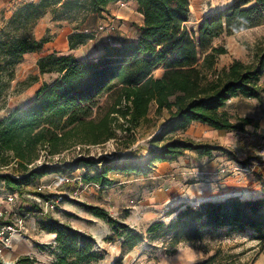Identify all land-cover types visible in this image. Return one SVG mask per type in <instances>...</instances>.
Returning a JSON list of instances; mask_svg holds the SVG:
<instances>
[{
  "label": "trees",
  "instance_id": "trees-1",
  "mask_svg": "<svg viewBox=\"0 0 264 264\" xmlns=\"http://www.w3.org/2000/svg\"><path fill=\"white\" fill-rule=\"evenodd\" d=\"M118 1L121 0H26L0 28V109L5 110L0 117V168L11 169L0 174V180L8 193L23 195L33 178L71 172L81 164L86 168L94 166L92 173L86 171L82 175L85 182L109 186L113 183L110 172L146 173L157 162L179 157L187 149L202 155L224 151L219 145L171 139L149 148L142 161L127 156V160L119 162L121 154L101 156L99 167L95 166V158L87 156L69 162L61 157L52 161L72 147L99 145L119 138V133L131 134L141 126L149 128L152 107L156 117L163 110L167 115L150 143L170 139L176 129L193 121L227 131L242 130L244 125L253 123L249 118L234 123L223 108L236 96L264 103V87L259 85L264 74V50L257 55L256 64L234 60L227 69L214 72L218 57L227 50L212 41L222 34L233 35L264 24V0H235L204 17L196 31L185 25L190 0H135L137 11L143 16L137 38L105 43L99 55L85 59L57 51L40 56L36 61L39 72L56 74L55 78L44 82L23 104L8 108L16 65L25 53L41 52L50 41L48 35L39 39L32 35L40 17L47 12L52 13L53 19L68 18L80 11L99 15ZM81 22L68 35L70 50L93 39L94 34L82 29ZM159 67H163V72L155 76ZM40 158L44 162H38ZM27 201L32 203V210L38 208L34 200ZM86 209L107 220L114 235L122 237V253L125 247L131 249L144 238L152 242L166 237L175 246L181 241L200 240L220 228L237 233L253 231L264 249V197L231 196L187 204L171 210L169 213L176 215L167 223H151L146 236L119 222L103 207L86 205ZM39 223L42 229L56 235V264H88L102 257L93 249L92 236L49 215ZM220 254L221 250H216L200 264H241L234 254H224L218 261ZM121 262L119 256L114 264ZM19 264L31 262L28 257L20 258Z\"/></svg>",
  "mask_w": 264,
  "mask_h": 264
},
{
  "label": "rangeland",
  "instance_id": "rangeland-1",
  "mask_svg": "<svg viewBox=\"0 0 264 264\" xmlns=\"http://www.w3.org/2000/svg\"><path fill=\"white\" fill-rule=\"evenodd\" d=\"M25 1L0 0V28L6 24L14 9ZM226 1L190 0L192 11L188 22L185 23L187 28L197 30L201 20L196 18L198 16L196 12L216 10L224 6ZM129 10V14L122 17L119 22L116 16L108 12V9L99 15L80 11L71 17L58 19H53L52 13L47 12L43 15L47 17V22L42 21L41 31L44 33L43 36L48 35L55 41L59 49L54 51L63 54L71 53L68 44L65 46V35L68 37L82 20L81 28L92 32L94 36L84 45L75 48L74 54L78 57L97 56L100 52L99 47H103L105 43H112L116 37L121 36L125 40L137 38L139 26L143 23V16L140 18L134 8L130 7ZM45 23H51L53 28H46ZM110 24H116L115 28L110 29L108 27ZM100 25L103 26L102 30L99 29ZM51 30H55L54 33H51ZM212 44L222 45L227 50L225 54L218 57L214 72H222L234 60L256 64L257 55L264 50V24L233 35L222 34L214 38ZM34 60H29L27 70L15 72L6 102L8 108L20 105L28 98H32L40 83L49 82L55 78L56 74H41ZM162 72L163 67H159L154 71V75L159 76ZM31 77H36V80L32 81ZM24 81L27 83H23ZM259 85L264 87V74L260 76ZM153 109L154 107L150 112L152 125L149 128L141 126L131 134L119 133V138L99 145L72 147L59 156H55L52 161L61 157L69 162L76 157L87 156L95 158L97 160L95 166L99 167L98 162L101 156L111 158L120 154L123 158L119 159V162L127 160V156L129 159L142 161L147 157L149 148L163 145L171 139L219 145L224 148V151L213 150L210 155H202L196 150L187 149L179 157L157 162L155 167L146 173L110 172L108 176L113 179V183L109 186L85 182L82 175L86 171L92 173L94 166L86 168L81 164L72 171V175L77 178L76 182L73 180V183L61 186L57 190L68 195L77 187L78 178L83 183L92 184L81 186L78 195L74 198L68 197L60 204L58 210L46 214L39 213L40 220L49 215L77 231H79L77 227L93 231V249L101 252L102 257L88 264H114L119 256H121V264H200L216 250H221L218 261L224 254H234L241 264H264V249L255 238L253 231L237 233L227 228L208 233L200 240L181 241L175 246L166 237H160L152 242L144 238L131 249L127 250L125 247V252L122 253V237L118 238L114 235L112 226L107 220L96 217L86 209V205L103 207L119 222L146 236V229L151 223L156 221L167 223L176 215V212L169 213L171 210L181 209L187 204L192 205L205 200L219 201L231 196H238L241 199L264 197V103L243 96L232 97L227 101L223 110L227 112L232 122L239 123L242 118L253 120L252 124L244 125L242 130H218L193 121L185 128L176 129L169 136L170 139L163 138L150 143V138L158 132L157 127H160V123L167 115V112L163 110L161 116L156 117ZM4 114L5 110L0 109V117ZM129 151L132 154L128 155ZM40 161L44 162L43 158L38 160ZM10 170L0 168V174L10 172ZM59 173L69 174L70 171L57 172V175ZM54 178L56 175H49V173L33 178L25 188V193L18 195L15 202L17 214L27 215L31 203L24 202L27 199L34 200L32 196L37 193L36 185L50 183ZM1 191L8 193L0 180V194ZM35 203L42 207L41 203ZM44 231L49 232V230ZM107 237H113V239L109 241ZM56 245L55 238L51 243H43L41 248L43 252L38 257L39 261L32 254L31 256L23 255L20 258L28 257L31 264H56L58 260ZM19 259L11 264H19Z\"/></svg>",
  "mask_w": 264,
  "mask_h": 264
},
{
  "label": "crops",
  "instance_id": "crops-1",
  "mask_svg": "<svg viewBox=\"0 0 264 264\" xmlns=\"http://www.w3.org/2000/svg\"><path fill=\"white\" fill-rule=\"evenodd\" d=\"M121 1L125 3V5L123 7H121L119 5V1L116 2V3H113V4H109L107 6L108 12L111 15L116 16L115 18H117V22H119V20L122 19V17H125V16H127L129 14L130 7H131V9L134 8L135 11L137 12L138 16L140 18H142V14L137 11V3H136L135 0H121ZM234 1L235 0H227L226 4L224 6H222L220 8H217L216 10H212V11H204V10H199L198 9L199 12L198 13L196 12V14H198V16L196 18H198L199 20L202 21V19L204 17H206L207 15L212 14L215 11L220 10V9L228 6L229 4L233 3ZM191 6L192 5H190V8H191ZM191 11L192 10H190V12H189V17L191 16ZM42 21H46L47 22V17L46 16L41 17L35 23V25L33 27V36L35 38H37V39L41 38L44 35V33L41 31V26L43 24ZM45 24H46V28L47 27L53 28V26H51V23H45ZM185 25H187V24H185ZM249 29H252V28H249ZM54 31L55 30H51L50 32L54 33ZM240 32H242V31H240ZM240 32H238V33H240ZM65 38H66V44H65V46H66L68 44L67 35H65ZM121 40H125V38L121 37V36L120 37H116L113 40V42H119ZM101 48L99 47L100 52L98 53V55L102 52ZM56 49L58 50L59 48L55 45V41L52 39V37H50V41H48V42H46L44 44V48H43V50L41 52H28V53H25L24 56H23V59L16 65L15 72H22L23 69L27 70L28 66H29L28 65L29 60L35 59L34 61L36 62L37 59L40 56H42V55H44L46 53L52 52V51H54ZM68 49H69V46H68ZM74 50L76 51V49H74ZM74 50H71V53L74 54L75 53ZM74 56H76L79 59L95 57L94 55H84V56H79L78 57L77 54H74ZM42 84H43V82L40 83L38 88ZM36 90H35V92H36ZM30 98H28V99H30ZM53 174L57 175V172L49 173V175H53ZM123 174H126V173H123ZM7 194L8 193H6V192L2 193V191H1L0 203L4 201V197ZM24 203H28V201H26ZM30 206H32V203H31ZM16 207L17 206L15 204L14 212L17 213V209H15ZM27 212L28 213H27L25 230L22 232V235L15 236L13 238L12 243L10 244V246L5 248L3 250V253L0 254V264H11L12 262H14L17 259H19L21 256H23V255L31 256V254H32L33 257H35L36 260L39 261L38 257H40L41 253L43 252V251H41V248L43 247L42 244L43 243H51V242H53V240L55 238V234L53 232H50V231L49 232L48 231H44L45 229H42L40 227L39 220H40L41 216H39L38 214L42 213V207L40 206L39 209L37 208L35 210H32V208H30V210L27 211ZM77 229L79 231L85 233V234H89L91 236H94V232L93 231H89V229L86 230V229H81V228H78V227H77Z\"/></svg>",
  "mask_w": 264,
  "mask_h": 264
},
{
  "label": "built area",
  "instance_id": "built-area-1",
  "mask_svg": "<svg viewBox=\"0 0 264 264\" xmlns=\"http://www.w3.org/2000/svg\"><path fill=\"white\" fill-rule=\"evenodd\" d=\"M120 6H124L125 3L119 1ZM114 21V20H113ZM116 24H110L108 27L114 29ZM102 30L103 26H99ZM73 172L59 173L56 178L50 183H40L36 185V195L32 196L35 202L41 203L42 212L44 214L58 210L60 204L65 201L68 197L74 198L78 195V190L81 186H88L92 183H83L80 178H78L77 187L67 195L63 191L57 190L61 186H66L73 183V180H77L75 176L72 175ZM18 193H8L4 197V201L0 203V254L3 250L10 246L12 240L15 236L22 235V232L26 228V218L25 214H17L14 212L15 202L18 199Z\"/></svg>",
  "mask_w": 264,
  "mask_h": 264
},
{
  "label": "water",
  "instance_id": "water-1",
  "mask_svg": "<svg viewBox=\"0 0 264 264\" xmlns=\"http://www.w3.org/2000/svg\"><path fill=\"white\" fill-rule=\"evenodd\" d=\"M97 245H99V244H97Z\"/></svg>",
  "mask_w": 264,
  "mask_h": 264
}]
</instances>
